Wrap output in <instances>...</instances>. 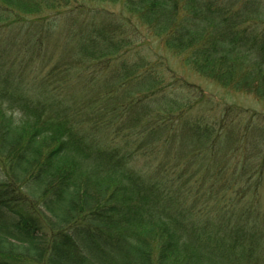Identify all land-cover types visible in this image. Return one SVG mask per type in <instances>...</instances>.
<instances>
[{
	"label": "trees",
	"instance_id": "16d2710c",
	"mask_svg": "<svg viewBox=\"0 0 264 264\" xmlns=\"http://www.w3.org/2000/svg\"><path fill=\"white\" fill-rule=\"evenodd\" d=\"M100 1L0 0V264H264V120L189 114L124 57L135 17L264 101V0H124L128 21L83 19Z\"/></svg>",
	"mask_w": 264,
	"mask_h": 264
},
{
	"label": "rangeland",
	"instance_id": "374dc122",
	"mask_svg": "<svg viewBox=\"0 0 264 264\" xmlns=\"http://www.w3.org/2000/svg\"><path fill=\"white\" fill-rule=\"evenodd\" d=\"M91 5L92 8L87 10V13L83 15V19L93 17L97 20H103L106 14L109 17L114 16L117 18L121 17L124 20L128 19L129 12L126 9L124 0L116 2L106 0L92 3ZM69 7H65L63 12L60 13L61 17L71 10ZM44 14H48V17H44L45 15H43V19H46L48 23L53 21V17L58 15L54 11ZM130 20V22L124 21V26L129 31V34L132 35L134 41L132 48L124 52V57L130 59L131 61L129 62L139 61L141 58L143 63L147 64L145 68L156 70V74L161 79H165V82L157 88V91L162 90L164 94L171 93L172 95L176 94L183 96V98L192 99V103L189 105L190 107L187 108L189 114L206 113L207 116L208 110H212L211 116H213L220 114L223 108H236L238 109L236 111L240 112L236 114L237 116H252L257 121L264 120V101L258 99L253 93L236 92L230 88L222 87L212 79L202 76L190 65L185 63L184 55L181 56L167 48L166 44L160 38L153 35L147 27L141 24L136 27L135 17ZM59 21L61 22V19ZM70 21V25L73 27L75 23L74 18ZM53 38L55 39V36L50 37L46 43H49L51 46L54 42ZM253 134H256L255 130ZM257 151L259 153V146ZM146 161L147 158H140L135 160V164L143 169ZM261 193L264 200V180L261 185Z\"/></svg>",
	"mask_w": 264,
	"mask_h": 264
}]
</instances>
